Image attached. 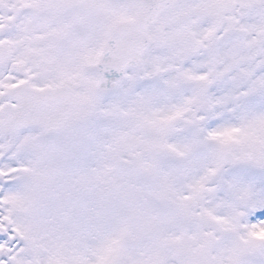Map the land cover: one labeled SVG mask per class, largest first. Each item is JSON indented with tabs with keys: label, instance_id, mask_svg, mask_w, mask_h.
<instances>
[{
	"label": "snow or ice",
	"instance_id": "6c2138e0",
	"mask_svg": "<svg viewBox=\"0 0 264 264\" xmlns=\"http://www.w3.org/2000/svg\"><path fill=\"white\" fill-rule=\"evenodd\" d=\"M0 264H264V0H0Z\"/></svg>",
	"mask_w": 264,
	"mask_h": 264
}]
</instances>
